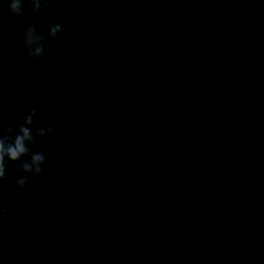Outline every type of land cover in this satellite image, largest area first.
<instances>
[{
    "label": "water",
    "instance_id": "95a60500",
    "mask_svg": "<svg viewBox=\"0 0 264 264\" xmlns=\"http://www.w3.org/2000/svg\"><path fill=\"white\" fill-rule=\"evenodd\" d=\"M23 9L0 13V120L36 108L33 131L54 132L19 197L7 166L0 264H264V0Z\"/></svg>",
    "mask_w": 264,
    "mask_h": 264
},
{
    "label": "clouds",
    "instance_id": "9594fccd",
    "mask_svg": "<svg viewBox=\"0 0 264 264\" xmlns=\"http://www.w3.org/2000/svg\"><path fill=\"white\" fill-rule=\"evenodd\" d=\"M32 5L33 11L36 13L42 10H47L50 0H26ZM24 0H0V13L7 11L10 15L23 22L24 19ZM67 26L61 25L56 20H52L48 24V37L52 40L60 39L67 31ZM24 48L27 57L30 60L43 61L44 59V42L45 35L38 31L36 25H28L23 32ZM37 79H41L38 75ZM37 115V109L32 108L30 112L24 116L23 124L17 125L14 122L5 123L0 120V187L3 182L8 179L6 172L9 163H19L17 173L18 175L15 184L12 186V191L19 197L26 188L30 177L43 178L44 164L48 159L45 152H31L29 145L35 143L37 137H46L54 132L51 124L44 127H38L33 131L34 117ZM245 116H241L240 120L244 121ZM28 157V159H23ZM91 176L99 175L96 171L90 172ZM9 212L7 207L0 203V221Z\"/></svg>",
    "mask_w": 264,
    "mask_h": 264
}]
</instances>
